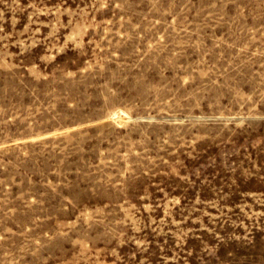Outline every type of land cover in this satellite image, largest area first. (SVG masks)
<instances>
[{"label": "rangeland", "instance_id": "obj_1", "mask_svg": "<svg viewBox=\"0 0 264 264\" xmlns=\"http://www.w3.org/2000/svg\"><path fill=\"white\" fill-rule=\"evenodd\" d=\"M0 264H264V0H0Z\"/></svg>", "mask_w": 264, "mask_h": 264}]
</instances>
